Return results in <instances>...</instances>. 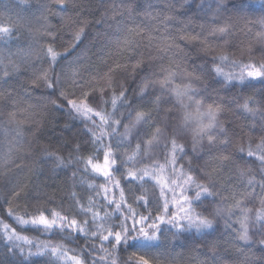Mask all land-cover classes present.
Listing matches in <instances>:
<instances>
[{"label":"trees","instance_id":"16d2710c","mask_svg":"<svg viewBox=\"0 0 264 264\" xmlns=\"http://www.w3.org/2000/svg\"><path fill=\"white\" fill-rule=\"evenodd\" d=\"M249 2L258 6L260 0H249ZM182 3L183 0H68L67 7L62 15L65 19L72 17L76 20V23L67 24L65 19H62L60 15H56V13L61 12V9L52 3L51 0H26V2H22V0H0V24L8 26L9 21H11L17 25L12 38L0 42V50L3 51L6 64L9 51L15 52L18 47H27L31 42L32 36L29 34L28 29L31 28L34 31L39 28L44 23L40 19L42 15L48 16V23L53 26L50 30L56 33L54 46L58 52H63L64 49L68 48L73 43L74 32L79 27L84 26L85 34L82 36L78 47L65 58L58 60L53 75L61 73L62 69L70 71L69 62L79 57L77 66L81 68L83 66L88 67L89 71L83 73L85 79H88L89 73H94L97 69L102 72L107 71V68L101 63L102 59L107 60L109 65L115 62L121 64L128 62L129 54L120 51L118 42L132 35L128 31L129 28L135 29L140 26L150 30L155 26L157 21H148L141 15L149 4L157 11H167L166 5L174 4L176 10L172 14L175 16V20L169 25L171 29L169 34L177 38L176 43L182 49L180 56L184 60L187 59L186 62L184 61V66L187 67L188 71H192L195 68L196 74L201 77L198 82H193V87L196 91L192 93V101L185 100V103L190 105L186 110L195 113L196 104L193 101H202L201 112H205L209 104L214 102L223 103L226 110L218 115L217 120L223 124L231 143L226 148L220 144L209 145L205 137L203 141L196 145V151L194 152L193 136L197 125L193 121L189 122L187 126H183L185 109L176 105L174 99L166 95L165 99L169 100V102L162 104L161 108L172 109L168 116V126L164 134L153 141L151 147H147L143 142L152 138L156 127L163 126L159 122L152 124L150 127L143 123L137 125L129 141H124L122 144H117L120 139L119 136L112 138V148L116 153L115 167L118 169L112 173L113 182L117 180L120 182V188L124 189L127 202L141 215L147 216L151 212L153 219L157 215H164V204L166 201L168 202L167 217H171L173 213L183 215L180 212V207L187 208L188 205H178L176 203V201L180 200V189L174 187L171 180H176L177 176L172 171V165L167 163L166 160L170 151V140L175 135L177 142L185 147V154H177L176 171L178 172L182 165L184 172H191L197 182L204 183H207L206 174H211L212 179L217 181V188H220L221 184L224 185L223 189H221V195L227 196L228 200L223 206L227 207L233 204L235 200H242L241 207L246 211L250 210L248 214L250 218L254 219L256 210L264 209V205L261 204V200L264 199V192L257 187L254 197L243 195L246 191H251L246 184L250 176H254L256 180L262 179L259 161L255 157H248L247 151L249 147L255 150L261 135L264 134L258 130H252L250 127L252 124H256L257 129L259 128V117L254 120L251 116L238 111L236 104L232 101L235 98L237 102L243 103L244 99L249 96L254 97L256 100H264V81L246 79L243 83L234 80L232 84H225L223 77L216 76L213 66L220 64L225 72L234 74H238L241 71V67L238 65L255 64L259 67L260 64L264 63V39L258 37L256 33L262 29L259 25H248L244 32L246 38L242 40L241 44H247L244 40L254 39V41L252 40V44H247L246 50L242 48L243 46L235 43L234 38H237L238 34L233 27L228 36L210 37L209 43L213 46V50L206 52L202 49L201 44H198V41L179 39L185 33L180 31L178 36V30L175 29L180 26L184 28V23L191 20L192 23L187 26L189 34H207L212 27L225 23L233 24V15L235 17L236 13L231 11L230 6L229 10L216 12L214 0H204L203 11L196 9V4H199L200 0H195V4H192L191 7L188 5L181 7ZM209 5L211 8H209ZM129 6L134 9L131 14L132 18L129 17L127 11H123ZM121 11H123L122 15H116V18L112 19L114 13H120ZM244 14L255 19L261 13L258 11L254 13L245 12L241 15ZM213 17H215L214 20ZM229 17H231V20ZM82 21H85L86 24H82ZM201 25L204 26L203 30L200 27ZM249 28H251V31L248 30ZM155 34L159 35L160 33ZM137 39L139 38L137 37ZM42 42L52 43L50 39ZM146 42L144 41L143 45L131 57L132 62H135L141 56L145 60L147 51L150 48L156 53L155 45L153 44L149 47ZM220 55H227L229 61L221 64L219 60L213 59V57ZM12 59L18 60L15 56ZM232 61L238 62V65L234 66ZM163 63L167 66L171 64V61L164 60ZM146 64L147 61L142 66L144 71L138 70L134 77L130 74L131 69L118 71L114 77V82L117 85L115 87L116 93L118 94L121 90L118 86L121 83L128 88L129 95H131L133 89L138 91L140 78L158 66L154 67L151 65V67L147 68L146 66L149 65ZM43 67H48L47 59L43 61ZM30 75L29 71L24 76L19 77V79L27 80ZM174 83L182 85L187 83V81L181 75H178ZM103 86V84H95L91 87L86 85L84 91L89 92L90 96L96 97L95 100L89 99L87 101L91 107L97 111L110 112L112 111L110 103L99 102V88ZM61 90L71 92V88L67 85L62 84L53 92L41 84L39 87L30 90V96L24 98L27 103L35 106L31 110L35 115L31 116V118L41 121L44 130L38 139H32L31 136L27 137L26 144L28 140H31L32 151L30 153L25 147L14 149L10 156L7 155L10 146L9 142L14 136V132L11 130L14 126L7 123V114L11 111V108L9 106H0V220L16 228L21 235L27 236L34 241L62 242L70 249L79 250L86 243L79 236L73 241L71 238L65 239L64 235L66 234L57 233L56 235H51L45 234L42 230L37 231L31 227L18 226L14 219L8 215L7 211L11 207L18 215H23L25 210L31 215H38L36 207L39 206L42 209H55L57 211L63 209L65 210L64 214L69 215V219H71L73 215H76L74 210L69 211L73 209L71 197L73 191L77 193L81 203L85 205L89 196H95V193L100 191L101 195L95 197L96 208L94 210L99 211L100 215H103L106 211L112 212L114 205L112 207L106 205L103 199V190L96 187L89 188L90 184L96 186L106 185L110 192L109 199L113 196L119 199V188L113 187V183L107 182L103 176L93 173L91 167L84 171V164L81 162L74 160L72 166L56 168L54 171L52 161L41 164L36 163L43 149L47 147L49 151H56L65 159L69 157V154L73 157L83 156L85 158L94 154L93 163L103 165V152L105 149L101 145L93 146L91 143H87L90 134L86 131V126L92 127L91 122L76 116L75 113H70L65 100L60 98L59 93ZM149 91L154 96L159 93V87L157 86L156 89H150ZM111 95L112 90H107L104 99L110 101ZM68 98L83 99L79 90H77L76 96L69 95ZM50 100H55L57 104L62 106L63 110H57L49 103ZM134 105L135 111H148L151 108V105H140L139 101H134ZM21 106L24 105L22 104ZM135 111H132V115L129 116L128 108L118 106L116 118L120 119L121 113L124 114L121 126L118 129L119 133L124 132L123 125L131 124L135 119ZM163 114V111H161L160 115L163 116ZM153 115L155 116L156 114L153 113ZM95 119L99 123V118ZM204 122L207 123V119ZM66 124L69 129L61 132V129ZM137 132L140 133L139 136L136 134ZM97 133L99 134V129H97ZM220 138L223 139L224 137L221 136ZM108 142L109 138L106 137L104 144ZM138 142H141L142 145L141 152L135 157L133 162L125 164L123 161L127 156L133 154ZM165 143H168V148H165ZM75 144H81L80 152H73ZM239 147H243L245 152L242 154L238 153ZM96 148H100V151H95ZM222 154H232V160L225 162L222 171L215 172L213 169L218 166L215 157ZM5 160L8 162L5 163ZM16 165H21V167L17 168ZM158 165L164 166L163 171L166 180L146 177L143 188L148 190L149 203L147 206H143L142 202H134L135 197L142 194L139 189L140 182L129 183L125 180L123 176L125 170L127 168H132L133 170L147 168L151 171L159 169ZM238 168H244L246 175L241 177ZM248 169H251V171L248 172ZM74 171L77 172L75 178L72 177V172ZM129 189H132V192H129ZM17 190L22 193L19 198L13 195V192ZM173 191L176 193L175 196ZM195 191L194 185L188 186L185 194L189 197H194ZM233 192L236 193L234 198ZM209 203V200H204L203 204L193 203L192 208L207 215L205 209ZM215 203H219V198H217ZM215 203L213 206H215ZM45 214L49 215L47 212ZM76 218L78 220L90 219V217L83 215H76ZM242 218L243 215L239 210H236L231 217H215L216 231L210 236L200 235L194 231L190 235H176L175 229L170 231V226L163 225L164 231L160 236L158 247L123 245L113 253V256L117 259V264H141L140 257L148 260L149 264H200L201 261L205 260L209 261L210 264H239L241 257L236 253L235 248L242 245L234 244L233 229H238V220ZM121 219L122 217H119L118 214H114L107 221L106 226L119 225ZM226 222L230 227H226ZM128 223L131 224L132 221L129 220ZM148 223H151V220ZM113 230H119V228L116 227ZM250 235H252L254 241L261 238V234L255 229L250 230ZM213 242L217 245L215 260H213L209 251ZM17 243L23 244L22 241ZM88 243L91 244L93 241H88ZM94 243L99 245V239L95 240ZM24 247L27 250V245H24ZM104 247L109 252H112L111 244L105 243ZM96 255L103 256L104 253L97 252ZM0 259H5V242L2 239H0ZM10 259L17 260L21 258L17 256ZM28 264H51V258L48 256L42 258L33 257Z\"/></svg>","mask_w":264,"mask_h":264},{"label":"snow or ice","instance_id":"6c2138e0","mask_svg":"<svg viewBox=\"0 0 264 264\" xmlns=\"http://www.w3.org/2000/svg\"><path fill=\"white\" fill-rule=\"evenodd\" d=\"M26 2V0H22ZM52 3L57 5L61 12L56 13L60 15L62 19H65L62 15L63 11L67 7L68 0H51ZM216 4V12H222L229 10L236 13L238 19H244L247 25H259L261 31L257 32L256 35L261 39H264V0H260L259 5L250 3L249 0H214ZM195 4V0H183L180 5H188L191 7ZM209 8L211 6L209 5ZM167 11H157L151 4L145 8L142 17L148 21H157L154 27L150 30L144 27L137 26L135 29L129 28L128 31L130 36L125 37L119 43L121 52H127L129 54L128 62L121 64L115 62L111 65L108 64L107 60L101 61L102 64L107 68V71L95 70L94 73H89L88 79H85L83 73L88 72L87 66H77L76 60L69 62L70 71L61 70V73L54 74L55 67L58 60L65 58L67 55L74 51L81 42L82 36L85 34L84 26L79 27L73 34V43L68 48L64 49L63 52H58L55 49L56 33L50 29L53 27L48 23V16H41L40 19L44 21L39 28L34 31L29 28V34L32 36L31 42L27 47H18L15 52L9 51L7 53L8 60L5 64L3 51L0 50V106H9L11 111L8 112L7 123L13 125L11 129L14 132L12 140L9 142L7 155H11L14 149L27 147L28 152L32 151L31 140L25 143L28 136L32 139H38L43 133L42 122L34 120L31 116L35 113L31 110L35 107L34 105L27 103L25 97L30 96V90L39 87L41 84L53 92L56 91L60 85H67L71 88V92L61 90L59 95L63 98L69 107L70 113H75L76 116L82 117L84 120L91 122L92 127L86 126V131L90 134L89 141L93 146L101 145L105 150L103 152V165L100 163H93L95 155H89L87 158L83 156L73 157L69 154V157L59 155L56 151H49L45 147L42 154L38 157L36 163H47L48 161L53 162V171L56 168H67L72 166L74 160L84 164V171H87L89 167L93 173L99 174L105 178L107 182L113 183V187L119 188V199L113 196L109 199V189L106 185H89V188L96 187L103 190V199L108 207L114 208L112 212H105L100 215V212L94 210L96 208L95 197L101 195L100 191L95 193V196H89L87 198V204L81 203L77 193L73 191L71 197L73 200V209L69 211H75L76 215H83L90 217V219L78 220L76 215H73L69 219V215L64 214L63 209L57 211L55 209H47L36 207L38 215H31L25 210L23 215H18L13 208H8V215L14 219L18 226L31 227L37 231L42 230L45 234L56 235L57 233L66 234L65 239L71 238L75 241L76 237L85 240V246L79 250L70 249L62 242L54 241H34L27 236L21 235L17 232L16 228L11 227L9 224L4 223L0 220V239L5 242V259H0V264H28L33 257L42 258L48 256L51 258V264H117V259L113 256V253L117 251L123 245L141 247H158L160 244V236L163 234V225L170 226L169 230L175 229L176 235H190L193 231L197 234L210 236L216 231V220L215 217L227 216L231 217L235 214L236 210H239L243 218L238 220V229H233V242L234 244L242 245L235 248L236 253L241 257L239 264H264V209H257L255 212L254 219L250 218L248 212L241 207L242 200H235L233 204L224 207V203L228 200L227 196L221 195V189L224 185L221 184L220 188H217V181L213 180L211 174H206L207 183L197 182L191 172H184L183 166L181 165L180 170L177 172L175 165L177 162V154H185V147L183 144L177 142L175 135L170 140V151L166 157L167 163L172 165V171L177 176L176 180H171L174 187L179 188L180 200L176 203L188 205L187 208L180 207V212L183 215L173 213L171 217H167L168 202L164 204V215H157L154 219L152 218L151 212L147 216L139 214L131 204L127 202L125 192L123 188H120V182L114 181L112 173L118 170L116 166V153L113 151L111 140L117 136L120 139L117 144H122L124 141H129V138L133 134V130L137 128V125L147 124L149 127L158 123L163 126H158L153 133L151 139L145 143L147 147H151L154 140L161 137L166 127L168 126V116L172 111L169 109H162L161 105L168 103L169 100L165 99V96L174 99L176 105L184 108L183 113V126H187L189 122H195L197 127L195 129V135L193 136V151H196V145L199 144L206 137L209 145L220 144L225 148L231 143L230 138L227 135V131L221 124L217 117L220 113L226 110L223 103L214 102L207 106L205 112H201L202 101H193L196 104L195 113L187 111L186 109L190 106L185 103V100L192 101V93L196 91L193 87V82H198L201 77L196 74L195 68L192 71H188L187 67L184 66V58L180 56L182 49L176 43V37L171 36L169 33L171 29L170 23L175 20V16L172 14L175 12V5H166ZM196 9L199 11L204 10V0H200L199 4H196ZM123 11L129 13L131 17L134 9L129 6ZM120 13H114L112 19L116 18V15H122ZM260 12L261 14L255 19H250L242 16L245 12ZM51 14V13H50ZM215 17H213V20ZM231 20V17H229ZM67 24H75L76 20L72 17L65 19ZM86 24L85 21L81 22ZM183 23V22H182ZM192 21L188 20L184 23L183 31L185 34L180 36L181 40L198 41L204 51H212L213 46L209 43V38H219L228 36L232 28L234 27L231 23H225L212 27L207 35L201 38V34L197 33L191 35L187 32V26ZM17 25L9 21L8 26L0 24V42L10 40L12 34L16 29ZM119 27V25H118ZM203 30V25L200 26ZM251 31V28L248 29ZM155 33H160L156 35ZM99 35V34H98ZM137 37L139 39H137ZM51 40L52 43L42 42ZM147 41L149 47L155 45L156 53L149 59L151 61H161V63L155 68V70L148 72L146 75L140 78V84L138 85V91L132 90L129 95V90L124 86L123 83L118 86L121 88L117 94L115 87L117 86L114 82L115 74L118 71H127L131 69V75L133 77L137 71H144L142 67L145 63L143 57L137 58L135 62H132L131 57L136 53L143 42ZM15 56L18 60H13ZM167 58L171 61V64L165 65L163 61ZM47 59L48 67H43V61ZM214 60H219L222 63H227L229 57L227 55H220L213 57ZM232 64L238 65V62L232 61ZM174 65V66H173ZM241 67V71L238 74L231 72H225L220 64H215L213 70L216 76L223 77L225 84H232L234 80H238L243 83L246 79H260L264 81V63L257 67L255 64H244L238 65ZM151 67V65H149ZM30 71L31 75L27 80L19 79ZM178 75H181L187 83L182 85H176L174 83ZM67 77V78H66ZM95 84H103L104 86L99 88V102L104 104H111L112 111H97L89 105L87 102L89 99H96L95 96H90L89 92H85V86L91 87ZM159 87V93L152 95L150 89H156ZM112 90V95L109 100L104 99V95L107 90ZM77 90L83 99H69V95L76 96ZM223 99V98H221ZM134 101H139L140 105H151L148 111H135ZM233 103L236 104L238 111H242L246 115L251 116L254 120L259 117L260 123L257 129L256 124H252L250 127L252 130H258L264 134V100H256L254 97H246L243 103H239L233 98ZM57 110L62 111V106L57 104L55 100H50ZM24 106H21V105ZM118 106H123L129 109L128 115H132V111H135V119L131 124H125L124 132L119 133L118 129L121 126L124 114L121 113V118H116V111ZM163 111V116L160 115ZM153 113L156 115L154 116ZM99 118V123L96 122L95 118ZM207 119V123L204 120ZM35 125V127H33ZM69 126L66 124L61 129V132L67 131ZM99 129V134L97 133ZM175 131V129H174ZM215 133V134H214ZM138 136L139 132L136 133ZM224 138L221 139L220 137ZM109 138V142L104 144V139ZM165 148H168V143H165ZM81 144H75L73 146V152L81 151ZM142 145L138 142L135 147V151L132 155L126 157L123 161L125 164L131 163L135 160V157L141 152ZM95 151H100V148H96ZM238 153L242 154L245 152L243 147L238 148ZM248 157H255L260 164V174L262 179L256 180L254 176H250L246 182L247 188L251 191L243 193L244 196H255L256 188L259 187L264 192V135H261L259 143H257L255 150L249 147L247 151ZM243 159V157H241ZM218 162L217 168L213 171H222L225 162L232 160V154L219 155L215 157ZM8 161L5 160V163ZM189 163H191L189 161ZM17 168L21 165H16ZM163 170V165H158ZM79 171V169H77ZM241 177L246 175L244 168H238ZM248 172L251 169L247 170ZM77 172H72V177L75 178ZM124 179L129 183L140 182L139 189L142 192L141 195L135 197L136 203H143V206H147L148 190L143 188L145 178H153L154 173L150 172L147 168H139L133 170L127 168L123 174ZM131 178V179H129ZM195 186V196L189 197L185 193L188 190V186ZM132 192V189H129ZM21 191H14L13 195L16 198L21 196ZM173 195L176 193L173 191ZM236 193L233 192V198ZM219 198V203H215ZM204 200H209L210 203L205 209L207 215L203 212H197L192 208L193 203L203 204ZM10 203V202H9ZM215 203V206L213 204ZM261 204L264 205V199L261 200ZM49 213L46 215L45 213ZM118 214L122 217L119 225L106 226L107 221L114 215ZM138 217V218H137ZM167 217V218H166ZM132 223L129 224L128 221ZM151 220V223H148ZM146 225V226H145ZM118 227L119 230H113ZM226 227L230 225L226 222ZM255 229L261 234V238L253 240L250 235V230ZM99 239L100 244L94 243L95 240ZM22 241L23 244L17 243ZM88 241H93L89 244ZM108 243L112 246V252H109L104 244ZM24 245H27V250ZM216 248L217 245L213 242L210 245V254L213 260L216 259ZM35 249V250H33ZM76 254H72V253ZM97 252H103V256H97ZM20 257L21 259L12 260L10 258ZM83 257V259H82ZM90 257V259H89ZM141 264H149V261L144 257H140ZM200 264H210L209 261H201Z\"/></svg>","mask_w":264,"mask_h":264},{"label":"rangeland","instance_id":"374dc122","mask_svg":"<svg viewBox=\"0 0 264 264\" xmlns=\"http://www.w3.org/2000/svg\"><path fill=\"white\" fill-rule=\"evenodd\" d=\"M242 16H244V17H247V18H250V17H248L247 15H242ZM250 19H252V18H250ZM232 22H233V25H234V28H235V30H236V32H237V34H238V36H237V38H234V40H235V43L236 44H239L240 46H243L242 48L244 49V50H246L247 49V46L251 43L252 44V42L254 41V39H252V40H244L247 44H245V45H242L241 43H242V40L244 39V38H246L245 36H244V32H245V29H247V27H248V25L246 26V24H245V20L244 19H238L237 18V15H235V17H234V15H233V20H232ZM183 27L182 26H180V27H177L175 30H178V34H177V32H175L178 36H179V34H180V30L182 29ZM247 33V32H246ZM207 34H208V32H207ZM206 33H204L203 35H201V38H203V36H205V35H207ZM250 34V33H249ZM198 44H200V43H198ZM146 45H148L147 44V42H146ZM148 47V46H147ZM147 47H145V48H147ZM249 48V47H248ZM154 51L150 48L148 51H147V58L144 60V61H147V64L148 65H152V66H156V65H158V63H160L161 61H159V60H157V61H151L149 58L151 57V56H153V55H155V52L153 53ZM149 55V56H148ZM165 60H168L167 58H165ZM185 62L187 61V59H185L184 60ZM183 61V62H184ZM146 64V65H147ZM147 68H149V66H146ZM153 70H155V69H153ZM150 172H152V173H154V178L155 179H161V180H166V176H165V174H164V171L163 170H161L160 168L158 169H156V170H151Z\"/></svg>","mask_w":264,"mask_h":264}]
</instances>
